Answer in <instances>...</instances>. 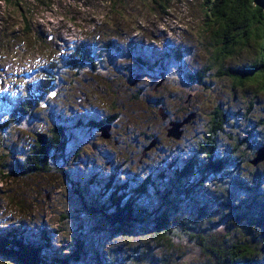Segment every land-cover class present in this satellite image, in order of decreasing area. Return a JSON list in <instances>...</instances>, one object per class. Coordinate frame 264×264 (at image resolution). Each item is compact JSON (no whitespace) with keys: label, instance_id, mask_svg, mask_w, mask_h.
<instances>
[{"label":"rangeland","instance_id":"obj_1","mask_svg":"<svg viewBox=\"0 0 264 264\" xmlns=\"http://www.w3.org/2000/svg\"><path fill=\"white\" fill-rule=\"evenodd\" d=\"M209 1L0 0V90L8 92L0 99V234L21 233L47 256L71 253L84 238L77 264H217L186 238L119 230L85 209L86 200H105L111 183L131 197L151 179L136 205L153 213L156 191L179 185L186 211L207 214L211 238L252 250L230 264H264V164L251 163L264 146V85L225 74L254 64L262 48L220 53L226 37L212 26ZM78 47L92 61L74 69ZM190 114L182 139L167 138L169 124ZM109 122L106 140L99 128ZM54 130L64 137V150L51 152L54 172L17 173ZM213 141L208 160L202 149ZM237 217L231 232L227 221ZM0 264L16 263L0 255Z\"/></svg>","mask_w":264,"mask_h":264},{"label":"trees","instance_id":"obj_2","mask_svg":"<svg viewBox=\"0 0 264 264\" xmlns=\"http://www.w3.org/2000/svg\"><path fill=\"white\" fill-rule=\"evenodd\" d=\"M2 1L17 6L23 2V0ZM31 1L40 2L42 0ZM208 5L213 20L212 26L220 29V34H224L226 37L225 46L221 48L220 53L230 56L238 47H246L252 42L260 44L262 48L254 64L241 70H225V74L237 78L241 85L245 82L256 81L262 82L264 85V11L254 4V0H212L208 2ZM69 59V63L74 69H80L82 65L92 61L90 49L78 47L69 56ZM25 108V105L19 108L22 114L25 113L23 111ZM218 112L222 113L220 109ZM222 130L223 124L213 128L216 136ZM62 141H64V137L60 130H54V135L48 142H46L45 137L41 136L39 141L41 152H33L32 155L27 156V159L18 166L17 173L27 177L31 174L54 172L51 152L63 151L64 143ZM213 143L214 147H203L202 149L208 160L214 158L217 144L216 141ZM209 162L211 163V161ZM262 164L264 163L258 166L251 165L260 167ZM192 165L190 163L188 166L192 167ZM212 165L215 172H220L223 169L221 161ZM149 184H151V179L144 181L140 187L133 190L134 195L128 197L125 194L120 195L121 186L114 188L111 183L105 188L107 198L102 199L105 196L103 193L99 199L86 200L85 209L93 215H98L105 224L115 226L119 230L131 232L139 230L171 239L172 237L186 238L203 253L215 257L217 264L239 262L252 254L250 247L239 239L235 243L225 244V241L218 242L215 238H211L205 228L209 222L207 214L200 208V213L198 212L200 217L196 219L194 216L195 209L191 208V205L188 207V209L191 208V213L189 210L186 211L184 208L186 201L180 199L176 193L178 187L181 190L179 185L171 187L169 190L158 189L156 191L160 204L156 209L153 208V213L143 206L140 208L136 202L138 203L139 198L148 193ZM185 198H189V192L185 194ZM235 222L227 221L228 230L230 229L231 232L243 222V218L239 217L238 221ZM44 238L47 240L46 237ZM47 243L49 244L50 241L47 240ZM72 244L71 253L47 256L40 244L27 239L21 233L11 231L0 234V255L16 264H77L82 261L86 254V244L84 238L81 237L75 239ZM146 255V257L152 258L150 254Z\"/></svg>","mask_w":264,"mask_h":264},{"label":"water","instance_id":"obj_3","mask_svg":"<svg viewBox=\"0 0 264 264\" xmlns=\"http://www.w3.org/2000/svg\"><path fill=\"white\" fill-rule=\"evenodd\" d=\"M254 4L259 7L260 9H262L264 11V0H254ZM162 80H165L166 78V73L161 72L160 73ZM83 98L86 99V95H83ZM159 115L161 116V118H163L164 120H166L168 117L166 115H164L162 113V110L159 109ZM166 116V117H165ZM194 115L190 114L187 118H185L183 121L181 122H171L169 124V126H172V128L167 130V138L169 139H174V140H181L184 134V127L188 126L190 124H192L195 119V117H193ZM162 119V120H163ZM176 128V130L173 131V129ZM113 129L112 124L107 123L105 125H103L102 127L99 128V133L101 135V137L103 139L109 140L111 138V130ZM156 143V140H153L152 144L150 145L149 148H146L143 152V154L145 155L147 151L151 150L152 148H154V144ZM154 146V147H153ZM258 157L256 158V161H252L251 163L254 166H258L261 163H264V146L261 147L258 152L256 153V156ZM260 158V159H259Z\"/></svg>","mask_w":264,"mask_h":264},{"label":"flooded vegetation","instance_id":"obj_4","mask_svg":"<svg viewBox=\"0 0 264 264\" xmlns=\"http://www.w3.org/2000/svg\"><path fill=\"white\" fill-rule=\"evenodd\" d=\"M84 99V98H83ZM162 119V118H161ZM168 123V121H166ZM110 123V122H109Z\"/></svg>","mask_w":264,"mask_h":264}]
</instances>
